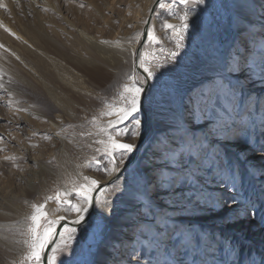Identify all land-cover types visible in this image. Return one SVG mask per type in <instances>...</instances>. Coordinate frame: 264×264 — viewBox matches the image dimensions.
I'll use <instances>...</instances> for the list:
<instances>
[{
	"label": "rangeland",
	"instance_id": "1",
	"mask_svg": "<svg viewBox=\"0 0 264 264\" xmlns=\"http://www.w3.org/2000/svg\"><path fill=\"white\" fill-rule=\"evenodd\" d=\"M163 1L166 0H159L157 3L147 41L141 49L140 59L145 58L150 62V67L155 69L157 74L167 68L175 69L164 77V83L168 86L166 88L181 86L186 90L192 86L197 80L192 77H197L195 75L200 72L198 71L199 65L206 64L207 58L211 57L210 51L215 46L221 47L228 59L227 63L231 65L238 61L237 66H241L244 64L242 63L243 56L247 60L246 63L250 57H253L250 64L255 65L256 70L251 68L249 70L252 71L246 74L234 72L233 78L236 83L233 85L237 86V94L233 105L237 108L235 103L241 98L239 94L242 92L243 108L238 115L232 117L225 140L217 141L218 136L215 133L208 134L213 138L211 143L217 141L213 146L216 148L215 155L217 151L219 156L218 158L209 157L206 163L213 166L207 169V173L210 176L209 179L214 181L205 185L207 194L204 199L198 201L192 198L186 201L187 204L183 206V210L172 211L170 214L163 209V212L170 215L169 219H165L164 215L160 216L163 223L167 221L171 225L168 231L176 225H183L181 226L183 231L179 233L174 243L165 245L163 249L166 253L161 263L192 264L190 263L192 261L193 264H259L260 255L264 254V220L261 219L264 217L262 177L264 175V151H261L264 147V118H262L264 115V52L260 50L256 52L257 46L254 50L246 49L243 45V50H241L239 46L244 36L254 37L253 42L260 41V35L264 34V4H260L263 8H256L255 3L249 0H244V3H242L243 0H205V3L199 6L195 3L186 6L181 0H174L180 4V7L174 9L173 7L160 8L159 5ZM149 2L150 0H30L22 4L19 0H12V6H9V3L5 4L6 13L10 14L15 11L14 16L17 15L20 20L29 21L31 24L41 21L54 29L62 30L69 21L72 22L75 26H69L67 34L64 32L67 35L65 38L78 43L83 51L86 50V46L80 43L83 31L88 33L92 39L98 38L99 42L109 41L115 46L120 45L122 49V54H120L122 71L119 80L110 88H105L103 85L100 88L98 86L96 99L99 102L96 105H90L86 101L83 104L84 107H81L77 101H74L71 107L76 109L75 116H65L58 111L55 102L49 96H45L46 101L39 110L31 99L25 98L27 91L25 92L23 87L13 89L8 87L7 90L0 87V158L1 156L5 158L0 166V214L11 213L9 209L11 201L20 204L22 212L25 210L27 213L24 216L25 221L28 222L26 241L30 239L29 230L32 226L31 217L35 214L34 206H41L43 211H47L50 220H56L59 223L61 221L59 217L63 216L65 221L71 222L76 217L74 212L63 210L65 194L69 192L75 194L85 184L90 183L91 179L97 180L100 184L108 176L115 174L117 170L119 171L117 177H121L128 170L130 173L121 178L124 179L129 190L135 193V197L132 198L142 199L146 195L151 197V193L155 190L154 177L157 175L155 172L151 176L153 179L150 185L149 177L136 171L137 167L134 171L132 170V173L130 170L143 148L154 136L152 121H155L157 116L156 108H169L168 105L158 104L160 100L158 93L152 97L151 110L147 112V117H150L147 132L135 149L136 156L133 155L132 162L124 165L131 154L124 158L123 163H120L117 158L118 167L109 175L112 165L108 163L109 158L103 154L109 145V132H112L113 138L120 142L134 144L139 138L135 135L137 129L133 124L134 119L130 117L123 124L112 129L110 128L112 121L108 114L122 106V95H126L124 87L131 83L133 76L138 77L141 82L145 81L142 74L137 75L135 60L143 38V30L153 7L149 6ZM146 9L149 11L148 15ZM243 9H246L249 14L245 16ZM185 13H187L189 27L187 32L183 33L184 38L181 40L177 31L167 29L165 25L170 23L178 29L183 23L180 17ZM56 15L61 16L60 23L54 21ZM14 16L11 18L14 19ZM243 22H248L253 26L248 28L246 34H242V31L238 29ZM261 23L263 26L260 25ZM254 29L259 31L258 35L252 34L255 32ZM262 43L263 46L264 39ZM174 51L178 53L175 59L170 56V53ZM250 51L253 52L251 55ZM259 54H261L260 57ZM177 64L178 68H176ZM157 65H162V67L158 68ZM204 73L207 72L202 74ZM252 73L255 75L251 77ZM202 78L204 79L200 76L199 79ZM148 81L149 84H152L150 81H153V84L156 83L155 80ZM204 84L205 81L197 85V89L202 88ZM189 95H192V91H188L186 97L190 98ZM174 98L176 103L181 102L180 96ZM257 99L258 106L254 109ZM172 100L173 97L169 104H173ZM253 110L254 114L250 116ZM237 111L238 109H235V112ZM143 115L145 116L144 113ZM59 116L64 117L63 122L58 120ZM244 118L249 121L243 122ZM189 123L192 124V121ZM238 130L240 131L237 137L231 138ZM139 131L141 132V129ZM219 131L220 129L217 130ZM122 133H127L132 138L129 139V135H121ZM54 135H57L62 142L58 138L55 139ZM240 137L247 144L239 143L241 146L236 149L234 146L225 147L229 139L235 141ZM220 154L223 155L220 157ZM249 155L253 158H249ZM257 161L260 162L259 166L255 165ZM217 166L231 168L234 171L239 191L213 175V168ZM85 177L89 180L86 181ZM108 185L104 184L98 194L102 197L103 213L97 211L98 215H92L93 217L87 223L76 228L77 231L74 234L76 239L71 245L76 255L73 256L72 250L59 253L56 264H60V261L64 264H84L85 261L87 264H97L105 244L120 245L127 242L129 232H132L133 228L124 232L115 231V227L107 219V214L111 215L122 208H127L128 196L125 193H116L117 195L113 198L115 193L107 187ZM214 188L223 190L212 192ZM222 191L223 193H220ZM166 192L168 199L170 196L168 188ZM231 196L237 197V203L225 205L221 202L220 198ZM67 199L75 203L77 198L73 195ZM153 200L159 202L163 198L157 196ZM184 203H175L173 207H182ZM233 209H238V211H233ZM146 212L143 209H137L135 215L137 218H148L151 221L156 219L152 211L147 210ZM58 223L53 226L52 235ZM43 226L47 227L46 224ZM142 227L151 229L150 225ZM137 231L140 233L142 229L139 227ZM213 233L225 240L218 242L217 251H211L214 258L204 259L206 237L209 238ZM68 234L64 229L60 237L62 235L67 237ZM60 237L55 246L61 243ZM167 238L168 235L165 236V239ZM132 239L133 237L131 238L130 256L134 262L132 263L131 260V264H150L148 256L152 255L149 253L152 251V245L156 247L159 245L158 242L154 244V236L151 235L150 242L145 245ZM167 240L173 241L172 238ZM187 240L195 246V251H192L193 247L188 244ZM198 240L199 243H197ZM22 248L21 255L17 258L11 257L10 254L0 255V264H32L27 259L28 244L23 243ZM182 249L189 256V261L187 258H177ZM53 255L51 251L49 257ZM41 264H43L42 261Z\"/></svg>",
	"mask_w": 264,
	"mask_h": 264
},
{
	"label": "bare ground",
	"instance_id": "2",
	"mask_svg": "<svg viewBox=\"0 0 264 264\" xmlns=\"http://www.w3.org/2000/svg\"><path fill=\"white\" fill-rule=\"evenodd\" d=\"M19 1L24 4L25 2H28L30 0ZM249 1H251V3L254 2V6L256 8H263V6L260 7V4H264V0ZM6 3H9V6H12V0H0L1 89L7 90L8 87L12 89L19 86L23 87L24 91L28 92L25 93V98L31 99V102L38 106L39 110L42 109V105L46 101L45 96H49L55 102V106L58 111H60L65 116H75L76 109L74 107H71L74 101H77V103L81 107H84L83 104L86 103V101L90 105L98 104L99 100L96 99L98 95V86L99 88L102 85L105 88H110L121 77L120 72L122 71V58H120V54H122V49L120 45L115 46L114 43L109 41L99 42L97 41L98 38L92 39L88 33H85V31H83L81 32L83 38H81L80 40L81 45L86 46V50L83 51L78 43L74 42L73 40H66L65 38L67 36L65 35V33L67 34V29L69 28V26H75L72 22L69 21L67 23V26H63L62 30L54 29L52 26H48L41 21H36L35 24H31L29 23V21L20 20L17 15L14 16L15 11L10 14L6 13ZM157 3H159V0H150L149 6L154 7ZM242 3H244V0ZM161 4H164L167 8L173 7L174 9H176L180 7V4H178V2L174 0H166ZM159 7L162 8L160 5ZM241 7L243 8L242 4ZM146 10L148 15L149 11L148 9ZM249 10H251V8H249ZM243 14H245L246 16L247 14H249V12L246 9H243ZM12 16H14V19L11 18ZM61 19L62 18L60 15H56L54 17V21L57 23H60ZM263 23H261L260 25L263 26ZM250 27H253L250 23L243 22L238 27V29L242 31V34H246L248 28ZM5 29H7L8 31H6ZM254 33L255 35H258L259 31L255 30V32H252V34ZM260 37L261 38L259 42H253L255 41L254 37L247 38L246 36H244L242 44L238 46L241 48V50H243L242 45L246 47V49L250 50H254L257 46L255 49L256 52L258 50L264 52V45H261L263 44L262 41L264 39V34L260 35ZM229 50H231V48ZM252 53L253 52L250 51V55ZM210 54L211 57L207 58V61L205 62L206 64L199 65L200 69L198 71L200 72H197V74L195 75L197 77H192V79H197L192 86H189V88H186V90H184L185 88L181 86L164 88V91L171 94L170 100L171 97H173V104H166V106L168 105L169 108H156L157 116L155 121H152L153 130L155 132L154 136L151 141L143 148L142 152L138 156V160H136L135 165L130 170L132 173V170L134 171V168L137 167L136 171L142 173L146 177H149L148 183L150 185L153 179V177H151L154 173L153 169L159 164L158 152L162 148V144L160 142L165 141V137L172 131L171 125L173 124V113L177 115H184V119L188 122L185 127L189 129V135H195L201 140H206L204 149L201 153V159L205 163L208 162V160L210 159L209 157L218 158L219 156V153L217 154V151L215 155L216 148H214L215 146L213 145L217 141L221 140L223 142L225 140L230 122L228 126L213 127L211 124H209V122L205 120L193 118L191 114L186 111L189 101V97H186L188 91H192L193 95V93L209 86L214 81L219 83L221 78H227L231 81L232 85L236 83V80L233 78L234 72L232 73L231 71H229L230 63H227L228 59L225 54H223L221 47H213L210 51ZM260 55L261 54H259V57ZM252 58L253 57H250L248 63H246L247 60L243 56L242 63H246L245 66H243L244 64H242L241 66H237L238 61H236L235 63L233 62L234 64L232 65L237 68L244 67L246 71L243 74L249 73L250 71H252L249 70L251 68L256 70V66L250 64ZM203 72L207 73L202 74ZM254 75L255 74L252 73L250 76L252 77ZM200 76L204 77V79H199ZM203 81H205V84L202 86V88L197 89V85H199ZM150 82L153 84V81ZM243 86H245V84H243ZM192 95L189 96L191 97ZM239 95L241 98H239V100L235 103L237 104V108L232 105L234 109L232 117L238 115L243 108V93L240 92ZM175 96L181 97V102L179 104L175 102ZM255 101L256 105H254V109L258 106V99ZM171 107H173V109ZM235 109H238V111L235 112ZM116 111L117 109H114L110 113H114ZM142 112L134 114L135 119H140L143 123L139 138L136 140V143H134L135 149L138 147L142 137L145 136L148 123L150 121V117H145L146 115L144 116ZM110 113L108 114L109 119L112 122H115L118 119L117 116L110 115ZM253 114L254 110L250 114V116H252ZM157 118L159 119L157 120ZM262 118H264V115L262 116ZM131 119L133 120V118ZM135 119L133 120L134 125H136ZM58 120L63 122L64 117L59 116ZM246 120L249 121V119L244 118L243 122ZM191 121L192 124L189 123ZM119 125L121 124H117L116 127H118ZM58 126L60 127V125ZM218 129H220L219 132H217ZM225 131L226 133H224ZM239 131L240 130L234 133V137L232 136L231 138H236L239 134ZM213 133H215V135L218 137L216 142L211 143V139L213 138L208 136V134ZM200 134L203 135L201 136ZM55 137V139H60L57 135ZM239 143L241 145H243V143L247 144L245 141L243 142L240 137L235 141L229 139L225 147L228 146L232 148L234 146L235 149L240 148L241 145ZM135 149L131 153V157L127 158V160L124 162V165L128 164L130 161L132 162V157L135 154ZM222 155L223 154H220V157ZM248 157L253 158L252 155H249ZM4 160L5 158L3 159L1 156L0 166H2ZM255 165L259 166L260 162H255ZM118 172L119 171L117 170L115 174L110 175L106 180L101 181L99 184L100 186L93 192V195L97 192L99 194V191H101V188L104 184H109L107 187L115 193L113 194V198L115 197V195H117L116 193H125L128 196L129 200L128 207L122 208L121 210L114 212L111 215L107 214V216L109 217H107V219L115 227V231L117 232H124L128 229L131 230V227L133 228V231L129 232L127 242L123 244H105L99 256L97 264H131V238L133 237V241L136 239V242L140 243L141 245H145L150 242L149 240H151V235H153L155 238L154 244H157L158 242L159 245L157 247L156 245H152V251L149 252L152 253V255L148 256V262L150 264H162L161 262L163 261L162 259L164 257V253H166L163 248H165V245L168 246L169 243L172 244L176 241L179 233L183 231V228L181 227L183 225H176L168 231V228L166 229L164 227V223L163 221H161L162 219H160V216L164 215L165 219H169L170 212L183 210V206H186L187 202L182 204V207H173L175 206V204L168 203L169 198L167 199L166 196V183H164V186L162 187H157V182H154L155 190H153V192L151 193V197L146 195L142 199H140V197L134 199L132 197H135V193H132L129 190V188L124 183V179H122L123 176L127 175V173L129 174L130 172H128L127 170L126 173L121 176L122 178L120 176H116ZM262 177L264 181V175ZM209 178L210 176L208 174V181L210 183L211 181H214L210 180ZM215 180L218 181L217 179ZM221 190L223 189L216 188L215 190L214 188L212 192H219ZM220 193H223V191ZM157 196L162 197L163 200L159 202L153 200V198ZM101 199L102 197L98 196L94 201L96 204L94 210L95 212L99 211L100 213H103L104 205ZM9 204L11 213L0 214V255L6 256V254H10L11 257L17 258L19 255H21L23 249L22 244L26 242L28 236V222L25 221L24 218L27 213L25 210H23L22 212L19 203L11 201V203ZM149 207L151 208L153 216L156 217L154 221H151L148 218H137V215H135L137 209H143L144 212H146L147 210H149ZM163 209L165 211H168L169 214L165 211L163 212ZM92 215L93 213L91 214V216ZM143 225H150L151 229H148V227H142ZM139 227L140 229H142V232L140 233L137 231ZM167 235V239L172 238L173 241L165 239V236ZM185 236L187 237V234ZM206 239L207 243L206 246H204L206 247V250L204 249L203 251V258L211 259L214 258L211 251H217L216 247L218 242L222 240L224 241L225 239L221 238V236L217 235L216 233H213L209 238L206 237ZM163 241L166 242L163 244ZM187 241L188 244L193 247L192 251H195V246L190 243V240ZM197 243H199V240ZM178 257L179 259L187 258V260L189 261V256L186 254L184 249L179 251L177 258ZM135 261L137 262V260ZM175 261L178 260L175 259ZM133 262L134 260H132V263ZM179 262H181V260ZM190 263L193 264L192 261H190Z\"/></svg>",
	"mask_w": 264,
	"mask_h": 264
},
{
	"label": "snow or ice",
	"instance_id": "3",
	"mask_svg": "<svg viewBox=\"0 0 264 264\" xmlns=\"http://www.w3.org/2000/svg\"><path fill=\"white\" fill-rule=\"evenodd\" d=\"M186 6L190 3H195L197 6L204 4L205 0H181ZM162 8L165 7L164 4L160 5ZM183 23L177 29L173 24L166 23L165 27L177 31L180 35V39L183 40V33L187 32L189 24L187 22V13L180 17ZM8 31L7 29H5ZM158 43V41H157ZM177 52L170 53V56L175 59L177 57ZM18 58V57H17ZM139 67L147 74L145 81L141 82L138 77L133 76L131 78V83L125 85L124 93L122 95L123 104L114 113L110 115L117 116V120L110 124V128L115 129L117 124H123L130 117L135 119L136 113L148 112L151 110L152 97L157 93L160 96L158 104L164 106L169 104L170 93L164 91L163 89L168 87L164 83V77L174 68H167L164 71L157 74L156 70L150 67V62L145 58L139 60ZM157 67H162V65H157ZM179 65H176L178 68ZM229 71L236 72L239 71L244 73L246 69L243 67H235L229 65ZM247 78V77H245ZM148 80H155V84H148L145 88L144 84ZM237 94V86L232 85L231 81L227 78H221L219 83L212 82L209 86L198 90L193 93L189 98L188 106L186 111L191 114L195 119H202L213 127L228 126L229 122L232 120L233 114V102ZM188 122L184 119V115H177L173 113V124L171 125L172 131L169 135L165 137V141H161L162 148L158 152L159 164L153 169L156 172V177L154 179L157 182V187L166 186L169 190V203H182L195 198L200 201L203 200L207 194V188L205 187L208 183L207 179V169L212 168L211 164H206L201 159V153L204 149V144L206 140H201L195 135H189V129L185 127ZM136 132L135 135H140V129L143 123L140 119H135ZM121 135H129L127 133H122ZM129 135V139H131ZM135 149V145L131 142H120L118 139L113 138L112 132H109V145L103 153L108 159V163L112 165L111 171L115 172L118 165L116 163L117 158L119 162L123 163L124 158L130 155ZM261 151H264L262 147ZM107 167V165H105ZM213 175H215L220 181L227 185H230L233 189H237L235 181V173L231 168H226L224 166H217L213 168ZM88 181L89 178L85 177ZM99 187V182L95 179H91L90 183L85 184L84 187L77 191L75 194L69 192L65 194L63 200L64 211H71L75 213V219L71 221L74 225H80L85 221V218L90 209L94 208V196L93 192ZM76 202L73 203L71 200L67 199L69 196H73ZM59 199V198H58ZM221 202L225 205L237 203V197H222ZM35 214L31 217L32 226L30 227V239L26 241L28 244V256L27 259L32 262V264H41L42 253L45 250L47 244L51 242L53 226L58 223L56 220L48 219L47 211H43L41 206H34ZM255 207V205H253ZM233 211H238V209H233ZM247 211V209H246ZM149 212L151 208L149 207ZM99 213L93 211V215H98ZM65 217H59V220H64ZM264 220V217H261ZM43 221V224H42ZM46 224L47 227L43 225ZM164 227L170 228L171 225L165 221ZM68 232V236H61V243L57 244L53 248L54 255L47 258L48 264H56L57 254L67 252L72 250L71 245L75 241L76 228L65 229ZM73 251V256L76 255ZM60 264H64L60 261ZM87 264V261L84 262ZM259 264H264V254L260 255Z\"/></svg>",
	"mask_w": 264,
	"mask_h": 264
},
{
	"label": "water",
	"instance_id": "4",
	"mask_svg": "<svg viewBox=\"0 0 264 264\" xmlns=\"http://www.w3.org/2000/svg\"><path fill=\"white\" fill-rule=\"evenodd\" d=\"M156 7H157V4H155V6L152 8L151 13H150V15H149V17L147 19L145 28L143 30V38H142L141 44H140V46L138 48V52H137L136 60H135V68H136L137 75L142 74L145 79H146V76L147 75L142 70V68L139 67L140 53H141V49H142L143 45L147 41L148 33H149V28H150V25H151V21H152L154 15H155ZM148 84H149L148 81H147L146 84H144L145 88L148 87ZM143 113L147 117V112H143ZM148 125H149V123H148ZM135 156H136V154H135ZM97 194H98V192L97 193H94V195H93L94 196V201L96 200ZM95 206H96V204L94 202V208L93 209H90V211L88 212V214H87V216L85 218V221L82 224H80V225H74L71 222H68V221H65V220H61L58 223V225H57V227H56V229H55V231H54V233L52 235L51 242L47 245V247L45 248L44 253L42 255V257H44V259H42V263L43 264H48V259L47 258H49L50 253H51L52 249L54 248L55 244L57 243V241H58L61 233L63 232V230L66 229V228H68V227L69 228H73V227L74 228H78V227H81L82 225H84L85 223H87L90 220V218L93 217V216H91V214L95 210Z\"/></svg>",
	"mask_w": 264,
	"mask_h": 264
}]
</instances>
